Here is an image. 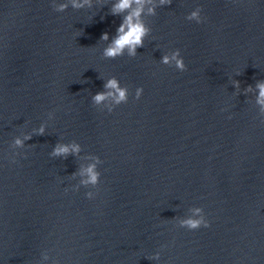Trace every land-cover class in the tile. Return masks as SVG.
I'll use <instances>...</instances> for the list:
<instances>
[{"label": "water", "instance_id": "obj_1", "mask_svg": "<svg viewBox=\"0 0 264 264\" xmlns=\"http://www.w3.org/2000/svg\"><path fill=\"white\" fill-rule=\"evenodd\" d=\"M91 2L0 0V264H264V0H172L115 60L100 37L124 14ZM176 49L186 71L160 62ZM111 77L129 98L108 113ZM197 207L210 227H181Z\"/></svg>", "mask_w": 264, "mask_h": 264}, {"label": "clouds", "instance_id": "obj_2", "mask_svg": "<svg viewBox=\"0 0 264 264\" xmlns=\"http://www.w3.org/2000/svg\"><path fill=\"white\" fill-rule=\"evenodd\" d=\"M171 4L172 0H158V2L157 0H115L111 7V15H124L122 22L116 28L115 36L112 37L110 41L109 33L105 32L101 35L100 40L108 42L107 47L103 50V57L111 60H115L117 57L124 56L125 54L129 57H136L137 49L144 47L145 39L151 33V28L144 22L142 17L145 15L155 16L158 7ZM69 6L77 10L86 6L91 8L92 2L91 0H66V2L56 3L55 0H53L52 4L53 10L56 12H64ZM201 11L202 9L197 7L186 16V19L195 21L198 24L202 23L204 18L201 16ZM160 62L164 65L174 66L181 72L186 71V65L179 49L172 51L171 54L163 55ZM233 83L235 87H239V81H234ZM256 87L259 90L257 103L261 106V110L264 111V81L257 82ZM104 89V91L97 92L92 96V103L94 105H100L105 101H110L111 105L107 109L108 113H111L115 107L128 102V88L126 86H121L116 77L108 78L104 83ZM142 92V88H137L134 99L139 100ZM52 114V112H49L50 116ZM261 123L264 124V121H261ZM44 130V126L41 125L37 134L43 135ZM30 139V135L24 137V140ZM14 145L22 147L23 140L16 138L14 140ZM79 152V144L58 143L51 155L67 157L70 153L79 154ZM12 163H16L15 156H13ZM96 163H102L98 156L96 157ZM96 163L89 164L86 168H81L80 175L87 177L81 181L83 185H91L93 188H97L99 185L101 173L97 170ZM96 194V192L93 193L92 191L85 193L88 199H94ZM193 211L194 216L182 220L180 222L181 227L187 228L188 230L210 227V222L205 218L202 208L197 207ZM156 258H158V255Z\"/></svg>", "mask_w": 264, "mask_h": 264}]
</instances>
